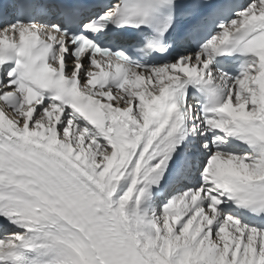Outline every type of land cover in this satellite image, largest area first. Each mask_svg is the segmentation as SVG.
<instances>
[{
	"label": "snow or ice",
	"instance_id": "6c2138e0",
	"mask_svg": "<svg viewBox=\"0 0 264 264\" xmlns=\"http://www.w3.org/2000/svg\"><path fill=\"white\" fill-rule=\"evenodd\" d=\"M0 264H264V0H0Z\"/></svg>",
	"mask_w": 264,
	"mask_h": 264
},
{
	"label": "bare ground",
	"instance_id": "6f19581e",
	"mask_svg": "<svg viewBox=\"0 0 264 264\" xmlns=\"http://www.w3.org/2000/svg\"><path fill=\"white\" fill-rule=\"evenodd\" d=\"M113 103L115 104V101H113ZM120 106H121V107H123L124 105H123V104H121Z\"/></svg>",
	"mask_w": 264,
	"mask_h": 264
}]
</instances>
